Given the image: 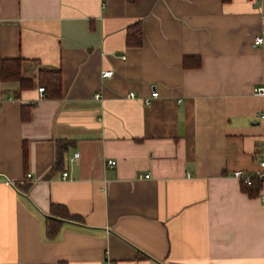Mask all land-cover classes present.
Returning a JSON list of instances; mask_svg holds the SVG:
<instances>
[{
    "label": "crops",
    "instance_id": "1",
    "mask_svg": "<svg viewBox=\"0 0 264 264\" xmlns=\"http://www.w3.org/2000/svg\"><path fill=\"white\" fill-rule=\"evenodd\" d=\"M253 1L0 0V264H264Z\"/></svg>",
    "mask_w": 264,
    "mask_h": 264
},
{
    "label": "trees",
    "instance_id": "2",
    "mask_svg": "<svg viewBox=\"0 0 264 264\" xmlns=\"http://www.w3.org/2000/svg\"><path fill=\"white\" fill-rule=\"evenodd\" d=\"M133 2L135 0H128ZM135 43L140 44L142 41V33L140 28L134 34ZM131 43V39L128 40ZM0 72L1 78L4 81H19L21 87H26L30 82L21 76V60L12 59L4 60L0 59ZM40 80L45 84L44 90L50 93V96L60 98L62 93V82H61V72H42L40 74ZM242 190L251 196H256L259 194L261 189V181L257 178H253L249 185L241 183ZM57 234L55 229H48V237L54 238Z\"/></svg>",
    "mask_w": 264,
    "mask_h": 264
},
{
    "label": "built area",
    "instance_id": "3",
    "mask_svg": "<svg viewBox=\"0 0 264 264\" xmlns=\"http://www.w3.org/2000/svg\"><path fill=\"white\" fill-rule=\"evenodd\" d=\"M260 1L259 0H254L253 3L254 4H258ZM254 45L255 46H262L264 47V30L255 37L254 39ZM113 76V71L112 70H104L101 72V78L102 79H108L111 78ZM44 87H40L39 88V93H40V97H44ZM254 93L258 96H262L264 97V86H259L256 87L254 89ZM97 96V95H96ZM158 93L156 91H154L152 93V97H157ZM128 98H135V93L130 92L127 95ZM150 98H147L144 100V104H149L150 103ZM107 165H114L115 162L114 161H107L106 163ZM67 175V173L63 174V177H65ZM233 176L237 179L240 180L241 183L249 185L252 181L253 178H257L258 180H260L261 182H264V156H262L259 161H258V169L252 173L249 172H245V171H235L233 173ZM27 177L29 178L30 175L28 174ZM145 177H148L147 175ZM259 197L261 199V201L264 203V194H259Z\"/></svg>",
    "mask_w": 264,
    "mask_h": 264
}]
</instances>
